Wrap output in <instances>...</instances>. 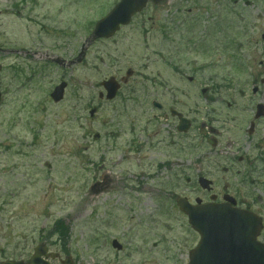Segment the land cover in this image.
I'll return each mask as SVG.
<instances>
[{
  "label": "rangeland",
  "instance_id": "1",
  "mask_svg": "<svg viewBox=\"0 0 264 264\" xmlns=\"http://www.w3.org/2000/svg\"><path fill=\"white\" fill-rule=\"evenodd\" d=\"M118 1L0 0V263L27 261L44 243L73 264H187L198 236L175 199L208 201L199 175L215 192L237 190L264 222V177L241 180L198 134L232 114L231 100L247 106L264 78V0L149 1L86 47ZM127 69L115 99L100 100V83ZM171 108L192 122L188 133ZM59 220L63 244L51 233Z\"/></svg>",
  "mask_w": 264,
  "mask_h": 264
},
{
  "label": "water",
  "instance_id": "2",
  "mask_svg": "<svg viewBox=\"0 0 264 264\" xmlns=\"http://www.w3.org/2000/svg\"><path fill=\"white\" fill-rule=\"evenodd\" d=\"M147 0H120L118 4L94 27L91 40L111 38L120 28L127 25L132 16L139 13L146 5ZM132 72L128 70L126 77ZM126 81L124 80V83ZM106 92V100H112L120 88V84L109 78L101 83ZM65 83L54 88L50 98L54 103L63 99ZM103 95L99 94V98ZM93 110L90 115H93ZM189 123L180 120L179 131L185 132ZM199 184L208 189L210 182L200 178ZM180 211L188 216L191 228L200 235L197 247L189 253L188 264H264V245L256 242L261 229L260 220L251 214L241 213L235 209L215 205L190 206L185 200H178ZM114 248L120 246L114 241ZM55 259V254H47L46 247L41 244L34 249V255L27 264H48L44 259ZM2 264H24L23 262L7 261ZM62 264H71L66 259Z\"/></svg>",
  "mask_w": 264,
  "mask_h": 264
},
{
  "label": "flooded vegetation",
  "instance_id": "3",
  "mask_svg": "<svg viewBox=\"0 0 264 264\" xmlns=\"http://www.w3.org/2000/svg\"><path fill=\"white\" fill-rule=\"evenodd\" d=\"M163 35H166L165 30ZM161 88H165L164 83H161ZM240 95L243 96L242 93ZM258 95L260 99L254 101ZM251 98L247 106L246 104L240 106L239 103L231 100L226 104L227 110L232 111L228 118L215 121L214 124L220 122L216 125L217 127L207 124L203 128L200 126L198 131L200 139L206 142L214 155V161L236 165L238 167L236 175L243 181L264 177V78L260 79L258 85L252 86ZM154 109L163 112L162 107ZM168 114L177 123L171 109H168ZM164 117H167L166 114ZM209 141L213 143V146L208 144ZM235 191L237 193V190ZM236 193L223 188L218 192L212 190L205 194L208 200L213 198L215 204L224 203L226 196L232 197L236 207L250 211L249 206H242L244 204Z\"/></svg>",
  "mask_w": 264,
  "mask_h": 264
},
{
  "label": "trees",
  "instance_id": "4",
  "mask_svg": "<svg viewBox=\"0 0 264 264\" xmlns=\"http://www.w3.org/2000/svg\"><path fill=\"white\" fill-rule=\"evenodd\" d=\"M68 232V227L61 220L56 221L51 229V233L55 235L58 241H60L62 244L68 239Z\"/></svg>",
  "mask_w": 264,
  "mask_h": 264
},
{
  "label": "bare ground",
  "instance_id": "5",
  "mask_svg": "<svg viewBox=\"0 0 264 264\" xmlns=\"http://www.w3.org/2000/svg\"><path fill=\"white\" fill-rule=\"evenodd\" d=\"M109 180H110V178H109Z\"/></svg>",
  "mask_w": 264,
  "mask_h": 264
}]
</instances>
